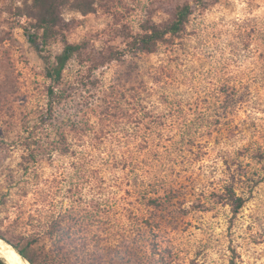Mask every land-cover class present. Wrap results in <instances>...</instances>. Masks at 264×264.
I'll use <instances>...</instances> for the list:
<instances>
[{
    "label": "rangeland",
    "instance_id": "rangeland-1",
    "mask_svg": "<svg viewBox=\"0 0 264 264\" xmlns=\"http://www.w3.org/2000/svg\"><path fill=\"white\" fill-rule=\"evenodd\" d=\"M193 1L66 11L70 30L42 57L66 43L99 56ZM203 1L155 53L106 66L73 57L52 113L29 4L0 0L2 235L37 241L56 264L68 230L90 250L78 264H264V0ZM230 191L245 201L238 215Z\"/></svg>",
    "mask_w": 264,
    "mask_h": 264
},
{
    "label": "trees",
    "instance_id": "trees-1",
    "mask_svg": "<svg viewBox=\"0 0 264 264\" xmlns=\"http://www.w3.org/2000/svg\"><path fill=\"white\" fill-rule=\"evenodd\" d=\"M27 2L26 15L34 21L31 29H25L27 37L33 49L43 58L46 64V77L50 79L51 85L48 89L49 106L53 113L60 105L68 100L67 92L64 89L63 74L67 64L73 57L84 58L93 65L106 66L113 62H123L127 58H137L142 54H152L158 50V47L168 40L169 36H179L187 28L190 18L195 12V6H205L207 3L203 0L197 2H186L178 5L173 13L172 18L165 23H156L152 18L144 21L138 33H123L122 47H109L99 56L91 54L84 44H65L63 52L52 62L51 58L43 56L54 41L65 39L66 33L70 30V23L66 21L64 13L66 11H77L84 15L94 13L98 2L105 0H25ZM34 31H30V30ZM88 55V56H87ZM229 204L233 208L234 214L238 215L244 207L245 201L230 191ZM156 202V201H151ZM0 236L6 239L16 249L18 253L30 264H56L53 251L43 253L38 249L37 241H27L25 243H15L7 239L0 233ZM51 238L57 236L56 232L49 233ZM67 245L61 249L62 264H78L84 262L90 254L87 246L81 244V237L70 233L69 230L64 235ZM94 255V251H92ZM96 256V255H94ZM43 259L42 263L38 261ZM231 264H235L231 260Z\"/></svg>",
    "mask_w": 264,
    "mask_h": 264
},
{
    "label": "bare ground",
    "instance_id": "bare-ground-1",
    "mask_svg": "<svg viewBox=\"0 0 264 264\" xmlns=\"http://www.w3.org/2000/svg\"><path fill=\"white\" fill-rule=\"evenodd\" d=\"M0 256L5 259L8 264H30L23 259L19 253L9 246L5 241L0 239Z\"/></svg>",
    "mask_w": 264,
    "mask_h": 264
},
{
    "label": "water",
    "instance_id": "water-1",
    "mask_svg": "<svg viewBox=\"0 0 264 264\" xmlns=\"http://www.w3.org/2000/svg\"><path fill=\"white\" fill-rule=\"evenodd\" d=\"M0 239H3V238H1L0 237ZM16 250V249H15ZM18 252V251H17ZM20 255V254H19ZM21 256V255H20ZM22 257V256H21ZM0 261H2L3 262V264H8L6 261H5V259L4 258H2L1 256H0ZM29 263V262H28Z\"/></svg>",
    "mask_w": 264,
    "mask_h": 264
},
{
    "label": "snow or ice",
    "instance_id": "snow-or-ice-1",
    "mask_svg": "<svg viewBox=\"0 0 264 264\" xmlns=\"http://www.w3.org/2000/svg\"><path fill=\"white\" fill-rule=\"evenodd\" d=\"M0 264H3V262H2V261H0Z\"/></svg>",
    "mask_w": 264,
    "mask_h": 264
}]
</instances>
